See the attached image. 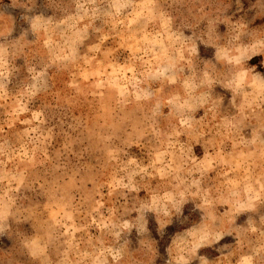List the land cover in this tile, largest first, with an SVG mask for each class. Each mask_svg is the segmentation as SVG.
<instances>
[{
	"label": "rangeland",
	"instance_id": "obj_1",
	"mask_svg": "<svg viewBox=\"0 0 264 264\" xmlns=\"http://www.w3.org/2000/svg\"><path fill=\"white\" fill-rule=\"evenodd\" d=\"M0 264H264V0H0Z\"/></svg>",
	"mask_w": 264,
	"mask_h": 264
}]
</instances>
